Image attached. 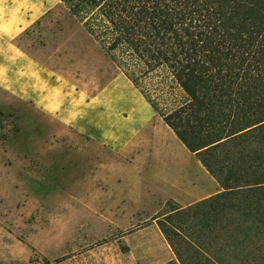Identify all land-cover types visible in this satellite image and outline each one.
Instances as JSON below:
<instances>
[{
  "label": "rangeland",
  "instance_id": "1",
  "mask_svg": "<svg viewBox=\"0 0 264 264\" xmlns=\"http://www.w3.org/2000/svg\"><path fill=\"white\" fill-rule=\"evenodd\" d=\"M20 45L90 94L126 71L157 113L185 99L166 72L143 70L119 53L112 62L63 5ZM173 145L153 175L145 151L105 149L0 89V264L173 261L153 218L174 198L196 202L219 190L205 174L193 184L194 197L182 199L173 184L181 178L190 184L186 170L194 159Z\"/></svg>",
  "mask_w": 264,
  "mask_h": 264
},
{
  "label": "trees",
  "instance_id": "2",
  "mask_svg": "<svg viewBox=\"0 0 264 264\" xmlns=\"http://www.w3.org/2000/svg\"><path fill=\"white\" fill-rule=\"evenodd\" d=\"M60 3L112 62L164 71L185 95L157 113L121 72L219 186L153 218L167 264H264V0Z\"/></svg>",
  "mask_w": 264,
  "mask_h": 264
},
{
  "label": "crops",
  "instance_id": "3",
  "mask_svg": "<svg viewBox=\"0 0 264 264\" xmlns=\"http://www.w3.org/2000/svg\"><path fill=\"white\" fill-rule=\"evenodd\" d=\"M61 6L60 0H0V89L105 149L130 156L145 151L153 175L163 151L172 148L173 141L180 143L194 159L186 170L193 173V178L189 185L187 180L178 179L173 188L180 191L182 199L194 197L193 184L209 173L123 73H116L90 94L20 45L32 28ZM174 199L176 202L170 201L180 207L198 202L179 203Z\"/></svg>",
  "mask_w": 264,
  "mask_h": 264
}]
</instances>
